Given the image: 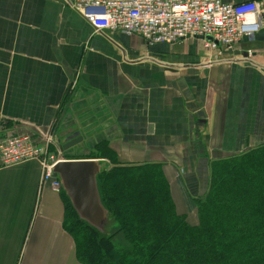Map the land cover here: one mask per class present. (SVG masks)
<instances>
[{
    "label": "crops",
    "instance_id": "1",
    "mask_svg": "<svg viewBox=\"0 0 264 264\" xmlns=\"http://www.w3.org/2000/svg\"><path fill=\"white\" fill-rule=\"evenodd\" d=\"M74 1L0 0V140L47 134L63 150L79 132L66 158L104 146L105 168L160 167L188 216L211 163L264 145V25L234 52L148 45L95 32ZM221 1L259 2L264 19V0ZM41 178L37 161L0 167V264H81L66 200Z\"/></svg>",
    "mask_w": 264,
    "mask_h": 264
},
{
    "label": "trees",
    "instance_id": "2",
    "mask_svg": "<svg viewBox=\"0 0 264 264\" xmlns=\"http://www.w3.org/2000/svg\"><path fill=\"white\" fill-rule=\"evenodd\" d=\"M107 153L102 146L81 157L106 159ZM110 163L105 168L100 161L97 184L118 225L111 235L82 220L62 191L81 264H264V145L213 162L210 190L195 200L196 225L177 212L160 167ZM120 234L127 248L116 246Z\"/></svg>",
    "mask_w": 264,
    "mask_h": 264
},
{
    "label": "built area",
    "instance_id": "3",
    "mask_svg": "<svg viewBox=\"0 0 264 264\" xmlns=\"http://www.w3.org/2000/svg\"><path fill=\"white\" fill-rule=\"evenodd\" d=\"M71 6L95 32L137 36L148 45H173L203 38L206 50L220 54L234 52L242 43L254 41L264 25L261 5L254 1L235 4L221 0H75ZM41 136L44 145L27 134L0 140V167L37 161L42 168V185L48 184L60 192L62 182L54 167L65 161V156L50 136ZM51 147L57 150L51 151Z\"/></svg>",
    "mask_w": 264,
    "mask_h": 264
},
{
    "label": "water",
    "instance_id": "4",
    "mask_svg": "<svg viewBox=\"0 0 264 264\" xmlns=\"http://www.w3.org/2000/svg\"><path fill=\"white\" fill-rule=\"evenodd\" d=\"M206 39L212 40L209 37ZM82 140L79 132L75 133L67 138L63 151L78 145ZM100 171V162L88 159L65 160L54 167L63 190L80 218L101 231L109 215L99 194L97 176Z\"/></svg>",
    "mask_w": 264,
    "mask_h": 264
},
{
    "label": "rangeland",
    "instance_id": "5",
    "mask_svg": "<svg viewBox=\"0 0 264 264\" xmlns=\"http://www.w3.org/2000/svg\"><path fill=\"white\" fill-rule=\"evenodd\" d=\"M257 147H259V146H257ZM244 152H246V151H244ZM244 152H241L240 154H242ZM240 154H238V155H240ZM212 164L213 163H211V168H210V171H211L210 174L211 175H212ZM211 175L209 176V184L211 182ZM209 190H210V185L208 187V191L206 192V194L209 192ZM193 212H195V213H193ZM187 220H190L189 222L191 224H195L196 225L198 223L197 206H196V210L195 211H190V212L188 211ZM117 228H118L117 223L114 222L111 218L108 217L101 231L104 234H106V235H111L112 233H114L117 230ZM114 238H115L114 242H115L117 247L124 249V248H127L129 246V244H128L129 242L126 240L124 235L120 234V235H118V236H116Z\"/></svg>",
    "mask_w": 264,
    "mask_h": 264
}]
</instances>
